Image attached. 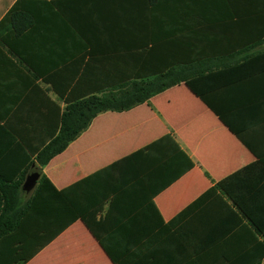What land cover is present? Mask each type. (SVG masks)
<instances>
[{
	"label": "crops",
	"instance_id": "0c3cea01",
	"mask_svg": "<svg viewBox=\"0 0 264 264\" xmlns=\"http://www.w3.org/2000/svg\"><path fill=\"white\" fill-rule=\"evenodd\" d=\"M16 5L32 25L0 33L4 174L25 169L46 116L55 121L51 101L65 107L54 88L72 89L91 54L157 45L163 60L231 72L207 81L229 127L183 83L99 114L42 170L0 264H256L255 229L218 201L217 184L243 173L242 199L264 216V63H252L264 54V0H0V24Z\"/></svg>",
	"mask_w": 264,
	"mask_h": 264
},
{
	"label": "trees",
	"instance_id": "16d2710c",
	"mask_svg": "<svg viewBox=\"0 0 264 264\" xmlns=\"http://www.w3.org/2000/svg\"><path fill=\"white\" fill-rule=\"evenodd\" d=\"M19 6L16 5L2 21L0 33L7 23L18 35L32 25L31 15L22 11ZM22 20L27 23H23L19 31L17 26ZM160 55L161 51L157 45L149 51H119L100 56V58L91 54L87 63H84L83 60V65L81 64L78 68L79 71L73 75L70 84L72 82L75 84L72 89L63 91L54 88V92L60 100H64L65 107L62 110L59 104L51 101L56 109V118L55 121L53 119L50 121L49 116H46L41 145L36 147L33 155H26L23 171H11L10 174L0 171V240L17 231L28 215L39 192L40 184L45 181L42 170L77 140L99 114L130 111L137 106L150 103L153 97L183 83L229 127L222 113L209 102V94L218 87L211 86L207 81H213L222 75H231L229 74L231 72L218 73L210 70L211 73L207 74V70L198 67L201 65V61L178 63L163 60ZM249 61L251 60L245 59L244 63L237 68H244ZM257 61L264 63V54L252 59V63ZM80 71L82 72L80 73ZM230 129L249 147L239 133L231 127ZM31 158L35 159L41 169L31 168L35 163ZM34 172L40 173V183L28 194L22 188L26 177ZM242 175L243 173L240 172L218 183L219 195L217 199L241 222L245 219L255 229L256 241L259 242L260 249H262L256 264H262L264 258V216L253 212L254 203L249 205L242 199L240 193ZM228 200L231 204L228 203ZM261 208L264 210V202L261 203ZM259 236L263 238L262 241H259Z\"/></svg>",
	"mask_w": 264,
	"mask_h": 264
},
{
	"label": "water",
	"instance_id": "95a60500",
	"mask_svg": "<svg viewBox=\"0 0 264 264\" xmlns=\"http://www.w3.org/2000/svg\"><path fill=\"white\" fill-rule=\"evenodd\" d=\"M40 178L41 175L38 172L30 174L23 185V191L30 194L37 187Z\"/></svg>",
	"mask_w": 264,
	"mask_h": 264
}]
</instances>
